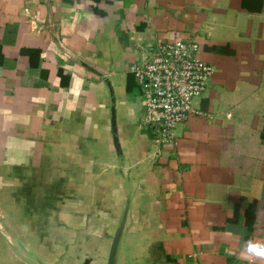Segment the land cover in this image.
<instances>
[{
	"label": "crops",
	"instance_id": "obj_1",
	"mask_svg": "<svg viewBox=\"0 0 264 264\" xmlns=\"http://www.w3.org/2000/svg\"><path fill=\"white\" fill-rule=\"evenodd\" d=\"M177 40L214 73L194 102L205 115L158 142L131 68ZM106 80L138 166L139 254L264 264V0H0V201L22 210L28 241L120 207Z\"/></svg>",
	"mask_w": 264,
	"mask_h": 264
},
{
	"label": "water",
	"instance_id": "obj_2",
	"mask_svg": "<svg viewBox=\"0 0 264 264\" xmlns=\"http://www.w3.org/2000/svg\"><path fill=\"white\" fill-rule=\"evenodd\" d=\"M106 83L112 94L111 130L117 155L111 172L122 185L120 207L110 213L109 221L98 225V221L91 220L93 215H87L89 222L81 227L69 220L68 224L54 228L53 234H37V243L34 244L28 241L24 228L14 222L0 201V236L6 241L8 250L0 259V264H122L123 250L129 251L133 258L140 256L138 236L130 234L138 166L131 165L123 153L118 134L116 98L109 81L106 80ZM48 236V240L43 242Z\"/></svg>",
	"mask_w": 264,
	"mask_h": 264
},
{
	"label": "built area",
	"instance_id": "obj_3",
	"mask_svg": "<svg viewBox=\"0 0 264 264\" xmlns=\"http://www.w3.org/2000/svg\"><path fill=\"white\" fill-rule=\"evenodd\" d=\"M199 45L177 40L146 51L141 65H133L142 92L145 122L154 125L158 142H173L176 129L196 111L194 102L207 91L214 68L198 57Z\"/></svg>",
	"mask_w": 264,
	"mask_h": 264
},
{
	"label": "rangeland",
	"instance_id": "obj_4",
	"mask_svg": "<svg viewBox=\"0 0 264 264\" xmlns=\"http://www.w3.org/2000/svg\"><path fill=\"white\" fill-rule=\"evenodd\" d=\"M5 206H6V209L8 210V212H10L11 217L14 220V222L19 225L20 221H19L17 215H21L22 210L18 208L19 206L14 205L11 202L7 203ZM98 217L99 216L95 217V219H96L95 221L99 220ZM102 222H103V220H102ZM99 223H101V222H99V221L96 222V224H98V225H99ZM41 224L42 223H40V224L36 223V225H37V226H35L36 230H38V231L40 230V228L42 227ZM38 225L40 228L38 227ZM51 234H53V233L51 232ZM56 236H58V235H56ZM32 238H34V239H32V242L34 244H36L37 241L35 240V236L33 235ZM48 238H49V236L45 237L43 242L48 240ZM6 245H7L6 241L0 236V259H2V257H4V255H5L6 251H8L6 248ZM123 255H124V260H123L122 264H150V261H151V258L147 259L146 255H140L139 257L133 258V256L131 254H129V251H127V250L122 251V256ZM148 260H150V261H148Z\"/></svg>",
	"mask_w": 264,
	"mask_h": 264
},
{
	"label": "clouds",
	"instance_id": "obj_5",
	"mask_svg": "<svg viewBox=\"0 0 264 264\" xmlns=\"http://www.w3.org/2000/svg\"><path fill=\"white\" fill-rule=\"evenodd\" d=\"M251 247V246H250Z\"/></svg>",
	"mask_w": 264,
	"mask_h": 264
}]
</instances>
